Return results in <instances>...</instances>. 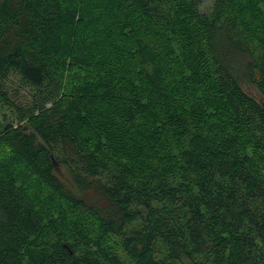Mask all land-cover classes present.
<instances>
[{
	"label": "trees",
	"instance_id": "obj_1",
	"mask_svg": "<svg viewBox=\"0 0 264 264\" xmlns=\"http://www.w3.org/2000/svg\"><path fill=\"white\" fill-rule=\"evenodd\" d=\"M187 263L264 264V0H0V264Z\"/></svg>",
	"mask_w": 264,
	"mask_h": 264
},
{
	"label": "rangeland",
	"instance_id": "obj_2",
	"mask_svg": "<svg viewBox=\"0 0 264 264\" xmlns=\"http://www.w3.org/2000/svg\"><path fill=\"white\" fill-rule=\"evenodd\" d=\"M244 85H245V88H246V90H247L248 92H250L251 94L255 95V96L258 97V98L261 97V95H260L258 89H257L255 86H253V85H251V84H248V83H245ZM12 86H13V87H16V86H17V82L12 83ZM187 264H188V263H187Z\"/></svg>",
	"mask_w": 264,
	"mask_h": 264
}]
</instances>
